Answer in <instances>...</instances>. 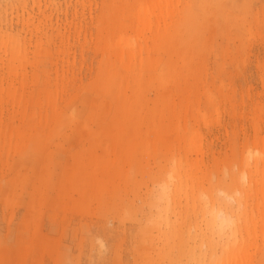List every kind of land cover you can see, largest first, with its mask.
Wrapping results in <instances>:
<instances>
[{
    "label": "rangeland",
    "instance_id": "rangeland-1",
    "mask_svg": "<svg viewBox=\"0 0 264 264\" xmlns=\"http://www.w3.org/2000/svg\"><path fill=\"white\" fill-rule=\"evenodd\" d=\"M157 2L0 0V264H264V0Z\"/></svg>",
    "mask_w": 264,
    "mask_h": 264
},
{
    "label": "bare ground",
    "instance_id": "bare-ground-1",
    "mask_svg": "<svg viewBox=\"0 0 264 264\" xmlns=\"http://www.w3.org/2000/svg\"><path fill=\"white\" fill-rule=\"evenodd\" d=\"M155 1V0H154ZM158 2V6L163 4L165 6V4L169 3V0H157ZM155 4V3H154ZM157 6V4H156ZM149 14V10L148 9H143L142 13H141V20L145 19V17ZM27 24V23H26ZM27 26V25H26ZM0 33H2L0 31ZM5 35V34H4ZM2 35V36H4ZM1 36V34H0ZM7 35H5L4 37H6ZM3 37V38H4ZM17 44H20L19 39L16 40ZM125 46L127 47V52H128V56H129V62H132L136 59H142V52L143 50L147 53V41H146V37L143 34H137V36L135 37V43H133L132 41H130L129 39L124 41ZM25 43L19 45V46H15L16 49H20L21 46H24ZM130 66V65H128ZM253 159V163L255 164V166L257 167L258 162H263L264 159L263 158H254L253 156H251ZM186 163V160H178V159H171V162L169 163L171 165V168L168 170V172L166 173V177L162 179L161 185H160V198L163 199L166 203L168 201L171 200V183L174 181H178L179 183L175 186H173V190L172 191H176L178 189H180L182 187V179H183V183H188V179H187V174L184 172L183 174L181 173V166ZM186 177V178H185ZM242 179L244 181L247 182V187L250 188L252 186V181L250 179V172L249 171H245L244 173H242ZM179 185V186H178ZM234 194L233 195H226L227 197H229L230 200L235 201V203L237 204V209H246L247 204H245V201L237 199L234 197L235 195H238L239 197L241 196V191L239 189H235L234 190ZM220 195L225 196V193L223 191L219 192ZM245 194V193H244ZM202 195L206 198L208 197L205 193H202ZM246 196V195H245ZM247 202V201H246ZM208 203H206V206H210L207 205ZM211 219L213 220V223L216 224L219 228H227L230 229L232 231L233 236L236 235V233H238L239 231V226H236V223L233 221V217L231 215L230 212H225L222 207H220L218 204L213 203L211 205ZM164 218V216L161 215V210L159 211V216L158 219L156 220V222L154 223V226L152 227L151 231H154L155 229H157V227L162 224V219Z\"/></svg>",
    "mask_w": 264,
    "mask_h": 264
}]
</instances>
